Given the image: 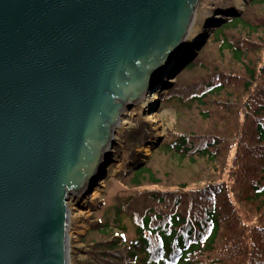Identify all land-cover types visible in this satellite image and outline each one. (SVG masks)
<instances>
[{"label": "water", "instance_id": "water-1", "mask_svg": "<svg viewBox=\"0 0 264 264\" xmlns=\"http://www.w3.org/2000/svg\"><path fill=\"white\" fill-rule=\"evenodd\" d=\"M202 1L0 0V264H71L69 195L104 174L123 110L203 45L186 38Z\"/></svg>", "mask_w": 264, "mask_h": 264}, {"label": "trees", "instance_id": "trees-1", "mask_svg": "<svg viewBox=\"0 0 264 264\" xmlns=\"http://www.w3.org/2000/svg\"><path fill=\"white\" fill-rule=\"evenodd\" d=\"M257 3L264 0H249V5ZM216 13L222 17L208 26L213 32L205 39L215 42L214 56L198 64L193 55L192 62L185 65L198 64L206 70L195 74L181 94L160 96L164 102H173V107L197 103L202 120L195 125L208 132L175 130L169 141L163 139L154 148L194 166L198 159H206L209 167H204V172L211 170L222 178L220 189L213 187L208 176L200 184L205 188L199 190L178 181L175 190L155 187L161 184L157 164L147 157L141 163L142 154L131 158L119 176L128 178L136 188L147 187L115 210L114 223L121 231L112 230L114 226L107 220L96 222L92 227L99 235L92 240L96 247L88 252V261L80 259L75 264H264V189L256 191L248 182L257 179L256 174L264 168V37H259L264 35V24L233 8ZM238 29L241 32H236ZM226 53L242 65L243 74L229 72L227 66L213 60L216 54ZM238 84L241 87L236 90ZM127 136L130 149L135 147L131 143L144 145L151 138L139 125ZM232 149L235 156L230 164ZM253 151L258 156H251ZM244 170L254 173L246 175ZM242 179L251 188L242 190ZM203 198L205 206L199 207ZM238 206L249 216L248 222L240 217ZM122 213L134 222V239L129 240L123 229Z\"/></svg>", "mask_w": 264, "mask_h": 264}, {"label": "rangeland", "instance_id": "rangeland-1", "mask_svg": "<svg viewBox=\"0 0 264 264\" xmlns=\"http://www.w3.org/2000/svg\"><path fill=\"white\" fill-rule=\"evenodd\" d=\"M234 9L244 13L247 18H255L258 23L264 24V3H257L249 5V0H203L201 6L199 7V12L202 16L201 23L198 24L199 33H197V44L201 43V38L203 37V33L208 34L207 37L210 38L213 30H208L205 24L211 25L216 18L222 17V14L216 13L219 10L224 9ZM209 13V14H207ZM231 13V12H230ZM233 14V13H232ZM234 30V29H233ZM236 31V30H235ZM238 29L236 32H239ZM241 32V31H240ZM246 33V31L244 32ZM236 34V33H235ZM264 37V35L259 36ZM215 42L204 41L203 45L195 50V46L190 49L186 48L180 54L179 57L171 64V67L168 69L167 76L171 74L170 79L163 78L154 87L155 93L158 94V99L152 101L151 104H147V107L141 105L142 102H135V105L131 107L129 110L124 109L122 124L118 126L116 135H115V143L108 147V155L104 157L103 161L111 162V168H109L107 172L106 179L102 186L96 187L99 191V194L91 200V194H88L86 198H89V202L86 205H83L82 202H77V199H72V214L71 217H75L74 222L78 219V210L82 209L85 213L80 214L81 224L79 227L74 223L72 229L70 230L71 235V257L75 262L80 259L85 261L89 260V256L87 255L91 248L96 247V245L92 246L95 241V238H98L99 235L92 231V227L96 224V222H100V219L107 220L114 227L112 230L121 231L117 225L114 223V214L117 208L122 207L123 205L128 204L132 201L133 197H135L140 189H145L147 186L136 188L128 178H121L119 173L122 171L123 166L126 162L130 161L131 158L139 156V154L143 155L142 162H144L145 158L152 163L155 162L157 165L158 177L161 179L160 188H166L175 190V183H189L188 185L197 186L201 184L203 180H205L207 176V172H204V167L208 166V164L204 161L206 159H198L196 166L189 164L186 161H179L176 155L170 154H162L158 153V149L154 148L157 145V142L165 139V141H169L173 136L175 130H178V133H182L185 131H196L198 133H207L208 130L204 127H198L195 124L198 123L201 119V108L197 103H184L183 105L177 104L173 107L174 103L171 104L168 101L164 102L160 98L162 93H164V97L171 96L174 94H181V90L183 88L190 85V82L194 80L195 74H201L206 69L201 70V67L198 65L199 63H205L208 57H213L215 53ZM195 50V55L197 56V63L194 67H186L187 62H192L193 51ZM199 53V55H197ZM213 59V58H212ZM216 62L222 63L223 67H228L227 71H231L232 73L243 74V67L239 63H236L232 60L231 55L229 53L224 54H216L215 59ZM248 63V62H247ZM172 79V80H171ZM241 87V84L235 86V89L238 90ZM176 92V93H175ZM180 92V93H177ZM172 93V94H171ZM149 96V95H148ZM140 105L142 107H140ZM141 108V109H140ZM140 109V110H139ZM155 111L158 113V120L156 122L147 121L146 115ZM213 111V110H212ZM120 121V122H121ZM125 122V123H124ZM140 126L144 128V131L151 135L147 141H145L144 145H136L133 144L134 148H128L127 143L128 131L134 126ZM154 134V135H153ZM124 136V138H123ZM114 149V150H113ZM117 151L116 153L114 151ZM235 151L232 149L230 164L234 161ZM204 159V160H203ZM108 163V165H109ZM234 163V162H233ZM107 165V167H108ZM235 164H233L234 166ZM232 166V165H231ZM104 167V166H102ZM209 167V166H208ZM207 171V169H206ZM203 175V176H202ZM256 178V176L254 177ZM127 179V180H126ZM101 180H99L100 182ZM98 182V184H99ZM92 193V192H91ZM85 198V199H86ZM93 202V203H92ZM239 211L243 214L242 206H238ZM256 214V218H259V215ZM246 219L249 218L246 213L243 214ZM261 217V216H260ZM121 224L124 225L123 229L126 231L128 239H134L135 237V226L134 222L130 219V217L126 214L120 216ZM249 221V220H248ZM253 223V221H250ZM80 224V223H79ZM115 224V225H114ZM78 227V228H77ZM122 229V230H123ZM114 232V231H113ZM117 232V231H115ZM103 239L107 238L106 235L101 236ZM112 237V235L110 236ZM108 237V238H110Z\"/></svg>", "mask_w": 264, "mask_h": 264}, {"label": "bare ground", "instance_id": "bare-ground-1", "mask_svg": "<svg viewBox=\"0 0 264 264\" xmlns=\"http://www.w3.org/2000/svg\"><path fill=\"white\" fill-rule=\"evenodd\" d=\"M207 14H209V13H207ZM202 15L200 14V13H198L197 14V16L195 17V21H194V23L191 25V28L189 29V33L187 34V36H186V38H187V42H191V45L192 44H194V41H195V39H197L198 37L196 36L197 35V33H199V31H197L198 30V24L199 23H201V19H202V17H201ZM206 25V27L205 28H207L208 30L210 29L208 26H207V24H205ZM196 36V37H195ZM195 37V39L194 40H192V38H194ZM197 42V41H196ZM197 44V43H196ZM176 60V59H175ZM170 68V67H169ZM169 68H167V70L166 71H164V73L161 75V79H163V78H168V79H170V77L171 76H167V74H168V69ZM172 80V79H171ZM149 95V96H148ZM148 95L144 98H139V100L137 101V102H139V104H141L140 103V101L142 102V104L141 105H144V107H147L146 105L147 104H151L152 103V101H154V100H156V99H158V94H156L155 93V89H153V90H151L149 93H148ZM140 105V107H142ZM141 109V108H140ZM139 109V110H140ZM146 119H147V121H153V122H156L157 120H158V113H156L155 111H151V112H149L147 115H146ZM121 120H122V118H121ZM123 122L121 121V122H119V124H118V126H120V124H122ZM125 123V122H124ZM162 140H160V142H161ZM160 142H157V145L160 143ZM114 150V149H113ZM212 150V149H211ZM115 153L117 152L116 150L114 151ZM252 155H254V156H258V152L257 151H253L252 152V154H251V156ZM260 156L262 157L263 155H262V153L260 154ZM230 157H231V155H230ZM229 157V158H230ZM263 163H264V160L262 161ZM108 163L109 162H107L106 161V163L104 162V164L102 165V166H104V174L102 173V176H101V178H100V182H99V184H98V182L96 183V184H88V185H85L81 190H79L77 193H73V194H70L69 195V198H68V200H67V204H68V213H69V219H68V226H67V234L69 235L70 234V230L72 229V226L74 225V223L76 224V225H78L79 227H81L82 226V224H81V219H80V214H84L85 212L82 210V209H80V210H78V219H76V222H74V219H75V217H71V214H72V208L74 207V206H72L73 204H72V199H74L75 200V198L77 199V202H82V204L83 205H86L87 204V202H89V198H86V196H88V194H91V197L90 198H92L91 200H93L94 199V197H96L98 194H99V191L97 190V189H99L100 188V186H102V184H104V181H105V179H106V176H107V172H108V170H109V168H111V166L110 165H112L111 164V162L109 163V165H108ZM107 165H108V167H107ZM244 172V174H246V175H253V173H251L250 171H246V170H244L243 171ZM259 173L258 174H256L257 175V179L256 178H250V180L248 181V182H250V183H252V185L254 186V188H256V189H254V190H256V191H259V192H262L263 191V189H264V183H262V181L264 180V168H261L259 171H258ZM227 173V172H226ZM228 173H229V171H228ZM228 173H227V175H228ZM261 175H263V176H261ZM207 176H208V178L210 177V179H212L213 180V187H215V189L216 190H218V189H220V186L222 185V183L221 182H223V180H222V178L220 177H218L216 174H214L213 173V171H208L207 172ZM210 179H208V181L210 180ZM247 180H248V178H247ZM262 180V181H261ZM207 181V182H208ZM245 179H242L240 182H239V184L242 186V190L243 189H248V187L247 186H249L250 188H251V186L249 185V183H248ZM198 187H196L198 190L199 189H203V188H205V186L204 185H200V184H198L197 185ZM207 186H209V185H207ZM96 187H99V188H96ZM253 190V191H254ZM92 192V193H91ZM86 198V199H85ZM229 201V200H228ZM227 201V202H228ZM93 203V202H92ZM182 203V202H181ZM198 205H199V207H201V206H205V200H204V198H203V200H201L199 203H198ZM72 207V208H71ZM245 212H243V214H244ZM240 217L242 218V220H246L247 222H248V220H249V218H248V220L245 218V216H243V214L240 212ZM103 220L102 219H100V222L99 223H101ZM80 223V224H79ZM78 228V227H77ZM70 242H71V235H69V237H68V250H69V257H70V263H74V261H73V259H72V257H71V246H70Z\"/></svg>", "mask_w": 264, "mask_h": 264}]
</instances>
